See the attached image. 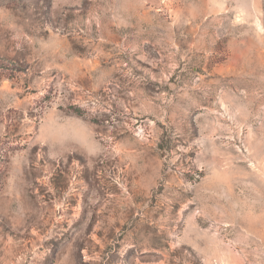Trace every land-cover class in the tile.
Returning <instances> with one entry per match:
<instances>
[{
    "label": "rangeland",
    "instance_id": "rangeland-1",
    "mask_svg": "<svg viewBox=\"0 0 264 264\" xmlns=\"http://www.w3.org/2000/svg\"><path fill=\"white\" fill-rule=\"evenodd\" d=\"M0 264H264V0H0Z\"/></svg>",
    "mask_w": 264,
    "mask_h": 264
}]
</instances>
